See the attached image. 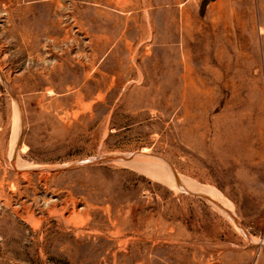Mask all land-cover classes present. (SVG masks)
<instances>
[{
	"label": "rangeland",
	"instance_id": "374dc122",
	"mask_svg": "<svg viewBox=\"0 0 264 264\" xmlns=\"http://www.w3.org/2000/svg\"><path fill=\"white\" fill-rule=\"evenodd\" d=\"M0 264H264V0H0Z\"/></svg>",
	"mask_w": 264,
	"mask_h": 264
},
{
	"label": "bare ground",
	"instance_id": "6f19581e",
	"mask_svg": "<svg viewBox=\"0 0 264 264\" xmlns=\"http://www.w3.org/2000/svg\"><path fill=\"white\" fill-rule=\"evenodd\" d=\"M185 181V180H184ZM186 182V181H185ZM191 187V186H190ZM223 203V202H222ZM226 208H227V206H226Z\"/></svg>",
	"mask_w": 264,
	"mask_h": 264
}]
</instances>
